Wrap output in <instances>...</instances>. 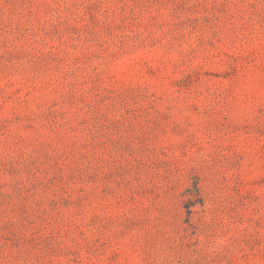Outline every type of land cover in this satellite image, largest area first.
Returning <instances> with one entry per match:
<instances>
[{
  "label": "rangeland",
  "instance_id": "rangeland-1",
  "mask_svg": "<svg viewBox=\"0 0 264 264\" xmlns=\"http://www.w3.org/2000/svg\"><path fill=\"white\" fill-rule=\"evenodd\" d=\"M0 264H264V0H0Z\"/></svg>",
  "mask_w": 264,
  "mask_h": 264
}]
</instances>
